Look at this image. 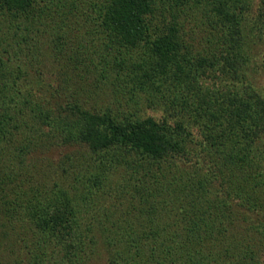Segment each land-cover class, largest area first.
Returning a JSON list of instances; mask_svg holds the SVG:
<instances>
[{
	"label": "trees",
	"instance_id": "obj_1",
	"mask_svg": "<svg viewBox=\"0 0 264 264\" xmlns=\"http://www.w3.org/2000/svg\"><path fill=\"white\" fill-rule=\"evenodd\" d=\"M256 41L264 0H0L2 227L34 264H264Z\"/></svg>",
	"mask_w": 264,
	"mask_h": 264
},
{
	"label": "rangeland",
	"instance_id": "obj_2",
	"mask_svg": "<svg viewBox=\"0 0 264 264\" xmlns=\"http://www.w3.org/2000/svg\"><path fill=\"white\" fill-rule=\"evenodd\" d=\"M256 43L254 57L249 64L247 72L251 76L250 81L264 92V41H256ZM59 73L60 70L58 71L56 66L51 68L50 74H48L55 86L59 83ZM59 90L66 91L64 86L59 87ZM64 96L67 98V95ZM108 101H111L110 97L101 101L100 105L105 106V103ZM145 113L157 117L164 115V112L160 108H146ZM45 152L47 161L55 164L65 160L66 156L70 158L81 156V154L84 153V149L79 145L54 146ZM111 187V190L114 191V184L111 185ZM0 219H2V217H0ZM2 221L3 220H0V225ZM30 230L31 227L27 224H18L15 228L11 226H0V264H34V257L37 253V249L32 240V234L29 232ZM110 256L111 254L108 247L100 244L98 249L92 252V255L89 254L87 260H78L74 264H109ZM52 261L53 258H49L44 264H52Z\"/></svg>",
	"mask_w": 264,
	"mask_h": 264
}]
</instances>
